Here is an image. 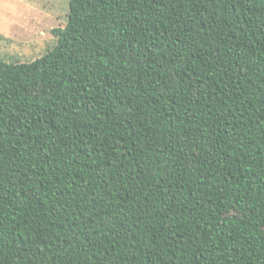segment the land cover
Segmentation results:
<instances>
[{"label":"trees","instance_id":"trees-1","mask_svg":"<svg viewBox=\"0 0 264 264\" xmlns=\"http://www.w3.org/2000/svg\"><path fill=\"white\" fill-rule=\"evenodd\" d=\"M0 57V264H264V0H70Z\"/></svg>","mask_w":264,"mask_h":264},{"label":"rangeland","instance_id":"rangeland-1","mask_svg":"<svg viewBox=\"0 0 264 264\" xmlns=\"http://www.w3.org/2000/svg\"><path fill=\"white\" fill-rule=\"evenodd\" d=\"M70 0H0V57L17 62L40 58L56 45V28L69 20Z\"/></svg>","mask_w":264,"mask_h":264}]
</instances>
